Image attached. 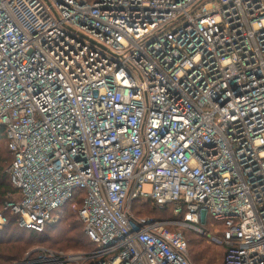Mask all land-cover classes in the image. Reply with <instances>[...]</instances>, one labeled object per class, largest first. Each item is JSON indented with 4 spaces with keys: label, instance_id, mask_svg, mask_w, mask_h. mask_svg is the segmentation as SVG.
<instances>
[{
    "label": "built area",
    "instance_id": "built-area-1",
    "mask_svg": "<svg viewBox=\"0 0 264 264\" xmlns=\"http://www.w3.org/2000/svg\"><path fill=\"white\" fill-rule=\"evenodd\" d=\"M0 128V230L84 191L93 246L15 264H192L184 230L264 264V0H0Z\"/></svg>",
    "mask_w": 264,
    "mask_h": 264
},
{
    "label": "trees",
    "instance_id": "trees-1",
    "mask_svg": "<svg viewBox=\"0 0 264 264\" xmlns=\"http://www.w3.org/2000/svg\"><path fill=\"white\" fill-rule=\"evenodd\" d=\"M0 134L4 136L3 144L8 151V155L4 154L0 148L1 211L10 199L7 198L8 195H15L17 191L14 189L7 172L13 161V156L8 149L7 138L3 128H0ZM85 196L86 192L84 191L76 192L74 198L64 208L54 214L56 218L61 217V219L57 220L59 224L56 222L58 225L54 224L47 227L42 234L21 229L18 226L17 218L9 214V225L3 230H0V264H15L17 261L23 259L28 248L31 246V242L26 239H44L45 237L43 236H46L48 230L57 231L59 225L62 224L64 228L60 230L58 237L52 238L51 236H47L46 243L48 242L61 250H76L78 252L92 250L93 246L84 233V225L78 214ZM174 209L173 205H169L166 210H160L150 202L144 204L137 203L134 206V211L139 216H145L144 214H147L157 220H182L184 216L174 214ZM209 221L212 222V219ZM219 226H222V223ZM207 230L211 231L210 227H207ZM183 233L188 243L189 259L192 264H223L227 252L226 248L210 245L203 236L191 231L184 230Z\"/></svg>",
    "mask_w": 264,
    "mask_h": 264
},
{
    "label": "rangeland",
    "instance_id": "rangeland-1",
    "mask_svg": "<svg viewBox=\"0 0 264 264\" xmlns=\"http://www.w3.org/2000/svg\"><path fill=\"white\" fill-rule=\"evenodd\" d=\"M3 143H4V136L2 134H0V148L2 149V151H3L4 154H7L8 155V151L6 149V146ZM151 190H152L151 186H149V185H146L145 186V191L146 192H151ZM144 215H145V217L146 216L151 217V216H149L147 214H144ZM59 219H61V217L58 218V220ZM57 223L55 222L54 224L56 225ZM62 228H64L63 227V224L62 225H59V228H58L59 231L57 229H56L57 231L48 230L47 233H46V236H43L45 238L44 239H41V240H39V239L38 240H35V239H26V240H29L31 242V246H30V248H28L25 256L23 257V259L27 256L28 253L33 252L34 250H36L38 248H46V249H50V250H53V251H56V252H63V253H77L78 251H76V250H61V249H58V247L56 248V247L52 246V244H50L48 242L46 243L47 236L48 237L51 236L52 238L58 237V233L60 232V230ZM23 259H21V260H23ZM21 260H19L17 262H20Z\"/></svg>",
    "mask_w": 264,
    "mask_h": 264
}]
</instances>
